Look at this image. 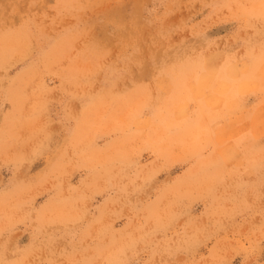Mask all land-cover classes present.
I'll return each instance as SVG.
<instances>
[{
	"label": "rangeland",
	"instance_id": "rangeland-1",
	"mask_svg": "<svg viewBox=\"0 0 264 264\" xmlns=\"http://www.w3.org/2000/svg\"><path fill=\"white\" fill-rule=\"evenodd\" d=\"M0 264H264V0H0Z\"/></svg>",
	"mask_w": 264,
	"mask_h": 264
}]
</instances>
